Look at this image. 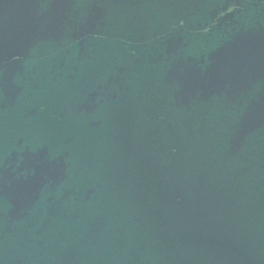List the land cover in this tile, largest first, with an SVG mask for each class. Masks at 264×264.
I'll return each instance as SVG.
<instances>
[{
	"label": "water",
	"instance_id": "water-1",
	"mask_svg": "<svg viewBox=\"0 0 264 264\" xmlns=\"http://www.w3.org/2000/svg\"><path fill=\"white\" fill-rule=\"evenodd\" d=\"M264 110V0H128Z\"/></svg>",
	"mask_w": 264,
	"mask_h": 264
}]
</instances>
